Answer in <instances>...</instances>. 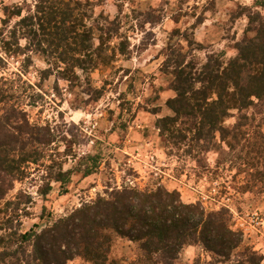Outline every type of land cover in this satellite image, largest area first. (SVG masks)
<instances>
[{"label":"trees","instance_id":"16d2710c","mask_svg":"<svg viewBox=\"0 0 264 264\" xmlns=\"http://www.w3.org/2000/svg\"><path fill=\"white\" fill-rule=\"evenodd\" d=\"M89 6L79 0H32L11 6L0 2L4 55H0V264H68L75 259L85 264H125L126 259L113 256L118 241L132 249L129 264H174L187 247L209 253L211 264L230 262L241 244L231 213L184 203L177 190L157 182L144 188L107 187L64 216L54 217L48 211L51 195L69 193L75 177L96 174L101 157L85 154L64 169L69 155L58 146L67 138L49 123L30 119L27 108L40 96L26 95L31 86L22 75L32 66V55H37L47 65L39 71L41 80L55 75L73 86L105 61L104 48L120 38L119 28L115 21L108 22L114 25L109 28L97 25L100 34L95 38L88 24ZM263 8L264 0L239 8L235 19L245 17L247 24L242 39L234 44L235 55L227 60L224 53H212L199 62L169 43L163 50L161 72L174 96L165 102L171 115L157 118L155 127L169 155L183 149L196 158L218 151L217 138L234 152L245 135L241 129L255 118L248 111H264V14L259 11ZM190 36L186 37L190 53L200 50ZM111 50L109 60L115 53L126 55V41ZM22 55V72H9L5 58ZM235 112V125L225 126ZM258 146L256 152L261 154ZM35 171L41 172L37 186H32L35 194L19 189L11 195L16 184L33 180ZM36 199L42 203L41 213L25 228L33 218ZM245 253L244 261L231 264H259L263 259L253 251Z\"/></svg>","mask_w":264,"mask_h":264},{"label":"rangeland","instance_id":"374dc122","mask_svg":"<svg viewBox=\"0 0 264 264\" xmlns=\"http://www.w3.org/2000/svg\"><path fill=\"white\" fill-rule=\"evenodd\" d=\"M24 1L32 2L0 0L7 6ZM79 1L90 5L88 24L94 28L95 38L100 34L97 25L109 28L114 25L108 22L113 21L120 38L104 48L105 61L86 78L81 75L73 86L55 75L41 80L39 71L47 65L37 55H32V66L22 75L31 86L26 88V95L40 96L27 108L30 119L49 123L67 138L58 146L61 153L69 155L64 169L75 165L77 158L85 154L101 157L96 174L75 177L69 193L51 195L46 203L48 211L54 217L64 216L103 194L107 187L129 184L144 188L157 182L168 190H177L184 203H200L207 211L226 208L231 213L241 244L225 264L244 261L246 250L263 257L259 264H264V111H248L255 118L241 129L245 135H241L234 152L217 138L218 151L196 158L186 155L183 149L169 155L155 127L157 118L171 115L165 102L174 96L168 88V78L161 72L162 52L167 44L180 46L199 62L212 53H224L227 60L235 55L234 44L242 39L247 24L245 17L235 19V14L240 7L252 6L255 0ZM259 11L264 14V8ZM0 17L3 18L2 12ZM198 20L202 22L196 25ZM187 36L200 50L190 53ZM122 40L126 41V55L115 53L109 60L111 49ZM20 45L24 47L25 41L21 40ZM5 59L9 72H22L23 55ZM236 122L235 112L225 126L232 127ZM258 144L261 154L256 152ZM40 174L35 171L33 180L16 184L11 195L19 189L34 195L36 188L32 186H37L36 176ZM41 206L40 199H36L31 209L33 218L25 222V228L35 222ZM113 256L126 259L125 264H129L133 252L127 242L118 241ZM195 260L198 264H211V255L199 247H187L174 264H193ZM68 264L85 263L75 259Z\"/></svg>","mask_w":264,"mask_h":264}]
</instances>
